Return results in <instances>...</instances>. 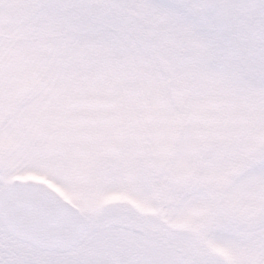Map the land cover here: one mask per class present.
<instances>
[{
  "label": "snow or ice",
  "instance_id": "obj_1",
  "mask_svg": "<svg viewBox=\"0 0 264 264\" xmlns=\"http://www.w3.org/2000/svg\"><path fill=\"white\" fill-rule=\"evenodd\" d=\"M0 264H264V0H0Z\"/></svg>",
  "mask_w": 264,
  "mask_h": 264
}]
</instances>
